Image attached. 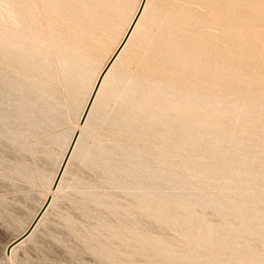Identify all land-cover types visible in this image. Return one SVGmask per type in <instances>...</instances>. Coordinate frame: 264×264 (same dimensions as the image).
Here are the masks:
<instances>
[{
    "label": "rangeland",
    "instance_id": "rangeland-1",
    "mask_svg": "<svg viewBox=\"0 0 264 264\" xmlns=\"http://www.w3.org/2000/svg\"><path fill=\"white\" fill-rule=\"evenodd\" d=\"M84 2L76 0L74 11ZM150 2V21L115 77V94L102 101L96 125L82 131L85 152L71 162L61 192L54 196L55 203L31 237L10 256H6L5 247L28 228L47 193L43 177L57 170L62 148L54 140L68 138L75 126L60 63L68 59V48L74 44V32L81 21L70 12L64 13L53 30L55 39L45 28L43 43H39L42 58L9 50L14 54L11 61L0 60V264H264V0ZM17 18L8 1L0 0V43L17 29ZM226 26L243 34V40L238 41L239 36L232 31L226 32ZM207 48L221 53L232 73L225 87L214 92L223 96L221 127L214 134L226 136L218 151L243 149L247 159L244 167L230 169L202 150L189 156L157 154L148 142L127 136L111 122L115 115L130 111L121 96L128 82L144 89L160 85L169 74L163 70L176 66L168 59L190 52L203 54ZM31 59L34 67L25 65ZM53 106L59 114H53ZM258 110L261 119L255 121ZM101 148L111 154L117 149L118 153L138 151L147 158L158 156L176 166L175 174L185 186L144 188L124 180L120 172L125 164L122 156L112 160L115 178L108 180L105 172L91 167L98 162L96 151ZM230 181L237 184V193H245L247 200L242 204L251 209L256 227L241 222L238 212L213 208L223 203L231 207L240 204L237 194L220 191ZM141 194L184 198L189 204L201 206L192 208L191 215L182 210L167 212L172 218L162 224L136 208L135 195ZM97 197L103 199L101 204ZM126 209L134 214L125 213ZM205 224L215 232H229L223 243L214 240V247H199L183 238V230L172 228L185 225L197 232ZM132 235H139V242L123 246L121 237ZM231 240L238 245L227 242ZM140 246L145 247V254L138 253Z\"/></svg>",
    "mask_w": 264,
    "mask_h": 264
},
{
    "label": "bare ground",
    "instance_id": "bare-ground-1",
    "mask_svg": "<svg viewBox=\"0 0 264 264\" xmlns=\"http://www.w3.org/2000/svg\"><path fill=\"white\" fill-rule=\"evenodd\" d=\"M7 1L15 13L18 14V25L13 22L14 25H17V29L11 33V36L8 35L9 37L4 43H0V60L2 62L8 63L14 56L9 50L27 52L33 57L38 54L42 58L43 54L40 51L39 43H43V31L47 28L49 34H52L56 25L63 20L64 13L70 12L71 16L77 17L81 21L77 31L74 32V44L68 48L70 51L68 59L60 63L69 96V105L76 118L75 126L68 138H64L62 141L53 139L54 143L62 148L57 170L51 176L43 177L47 186V193L28 228L15 240L24 234L25 237L10 248L9 245L12 242L5 247L6 256H10L31 237L48 209L55 203L54 196L61 192L62 182L71 162L85 152L82 131L96 125L101 116L102 101L104 98L115 94L118 83V79L115 77H118V73L127 60L130 59L129 55L135 47L137 38L142 34L145 24L150 21L151 0H86L85 2L83 0V6L76 8V11H74L76 0ZM242 29L240 28L241 31ZM173 30L175 31V29ZM225 31L229 34L232 31L235 34L231 33L232 35H237V38L239 36L238 39H235L238 41L243 40L240 39V35L242 37L243 34L238 35V31L236 32L228 26L225 27ZM51 38L55 39V36L52 34ZM167 38L169 39V37ZM208 49H205L203 54H196V52L190 54V52L184 54L181 58L168 59V63H176V66L173 69L163 70L165 74H169L160 81V85L157 83V85L144 89V87L135 84L133 81L128 82L121 96L130 111L123 115H115L111 122L113 126L119 128L127 136L143 140L145 143L148 142L147 144L151 147V150L157 154L169 152V154L189 156L202 150L204 154L211 156V158L221 160L222 164L230 169L239 166L244 167L247 166V159L243 149L237 147L229 153L218 151L226 136L221 137L214 134V130L221 127L219 119L223 98V96H216L214 92L225 87V82L232 78V73L224 56ZM33 63L34 60L31 59L26 61L25 65L30 64L34 67ZM51 109L54 111V115L59 114V110L55 106ZM146 111L149 113L144 116L143 113ZM260 111L256 112L255 121L261 119L262 114ZM46 113L49 114V112ZM43 117L45 118L46 115H43ZM109 153L102 148L98 149L96 151L98 162L91 164L92 168L105 172L108 180L115 178L116 171L112 167V160L117 156H122L125 164L120 167V172L124 180L131 181L144 188L164 185L185 186V183L175 174L176 166L169 164V162L166 163L158 156L147 158L138 151H120L118 153L117 149L115 153ZM189 168L192 171L195 169L192 165ZM236 176L238 177V175ZM244 180L250 182L248 179ZM236 185L231 181L225 182L220 187V191L224 195L237 194L240 204L237 207H231L228 203H223L213 205V208L224 212H238L241 222L247 223L250 228L256 227L258 222L250 216L252 214L251 209L242 204L247 200L244 196L245 193H237L238 188ZM135 200L137 209L162 224H168L172 218L170 217L171 214L167 212L182 210L184 213L191 215L192 208L201 206V204H189L184 198L167 199L156 194L135 195ZM102 202L103 199L97 197V203L101 204ZM125 213L134 214L130 209H126ZM172 228L183 230V238L194 242L199 247H214V240L221 244L229 234L228 231L215 232L206 224L197 232H191L185 225H173ZM138 236H124L121 237L120 242L123 246H129L132 243L139 242L140 237ZM227 242L231 245H238L235 240ZM122 250V248L119 249L117 255ZM138 253L145 254V247L140 246ZM163 253L170 254L166 251ZM255 264H260V262L257 261Z\"/></svg>",
    "mask_w": 264,
    "mask_h": 264
},
{
    "label": "water",
    "instance_id": "water-1",
    "mask_svg": "<svg viewBox=\"0 0 264 264\" xmlns=\"http://www.w3.org/2000/svg\"><path fill=\"white\" fill-rule=\"evenodd\" d=\"M25 237V234L23 236H21L19 239L15 240L14 242H12L10 245H9V248L11 246H13L14 244L18 243L19 241H21L23 238Z\"/></svg>",
    "mask_w": 264,
    "mask_h": 264
},
{
    "label": "snow or ice",
    "instance_id": "snow-or-ice-1",
    "mask_svg": "<svg viewBox=\"0 0 264 264\" xmlns=\"http://www.w3.org/2000/svg\"><path fill=\"white\" fill-rule=\"evenodd\" d=\"M141 7H143V5H141Z\"/></svg>",
    "mask_w": 264,
    "mask_h": 264
}]
</instances>
